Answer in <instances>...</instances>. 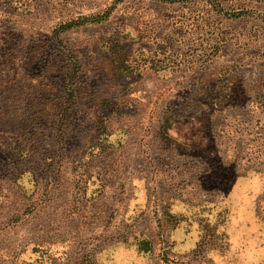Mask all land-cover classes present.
Wrapping results in <instances>:
<instances>
[{"label":"rangeland","instance_id":"rangeland-1","mask_svg":"<svg viewBox=\"0 0 264 264\" xmlns=\"http://www.w3.org/2000/svg\"><path fill=\"white\" fill-rule=\"evenodd\" d=\"M0 264H264V0H0Z\"/></svg>","mask_w":264,"mask_h":264},{"label":"crops","instance_id":"crops-1","mask_svg":"<svg viewBox=\"0 0 264 264\" xmlns=\"http://www.w3.org/2000/svg\"><path fill=\"white\" fill-rule=\"evenodd\" d=\"M242 181H235L228 191L222 197L221 202H225L226 220L224 222V232L229 239V245L239 241L240 244L246 245L244 238L250 236V230L255 227L259 220L256 218L255 212V196L252 191L240 188ZM219 202V203H221ZM190 209V208H189ZM174 213H178V209H173ZM218 211L215 212L216 215ZM222 225L218 224L219 230ZM201 225H197L196 221L188 219L176 224L170 230V248L175 255L184 256L196 248L201 239ZM214 252V254H213ZM216 251L211 252V256H217Z\"/></svg>","mask_w":264,"mask_h":264},{"label":"trees","instance_id":"trees-1","mask_svg":"<svg viewBox=\"0 0 264 264\" xmlns=\"http://www.w3.org/2000/svg\"><path fill=\"white\" fill-rule=\"evenodd\" d=\"M103 15L104 14H91V15H82L80 17H78V19L74 20L72 23H68L73 24V23H92V22H100L103 19Z\"/></svg>","mask_w":264,"mask_h":264}]
</instances>
